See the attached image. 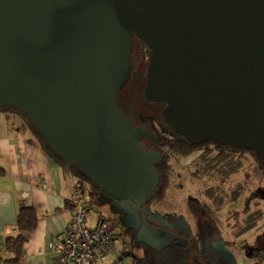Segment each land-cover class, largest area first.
<instances>
[{
    "label": "water",
    "instance_id": "95a60500",
    "mask_svg": "<svg viewBox=\"0 0 264 264\" xmlns=\"http://www.w3.org/2000/svg\"><path fill=\"white\" fill-rule=\"evenodd\" d=\"M134 37L151 52L144 95L176 132L264 161V0H0V107L107 195L144 205L161 154L117 102Z\"/></svg>",
    "mask_w": 264,
    "mask_h": 264
},
{
    "label": "trees",
    "instance_id": "16d2710c",
    "mask_svg": "<svg viewBox=\"0 0 264 264\" xmlns=\"http://www.w3.org/2000/svg\"><path fill=\"white\" fill-rule=\"evenodd\" d=\"M145 47V53L139 52V46ZM142 53V54H141ZM150 49L145 42L135 37L131 44V49L128 57L130 64V78L120 87L117 95V102L119 106L131 117L133 125L144 126L150 131L153 136L146 137L142 140L148 149H154L161 154V159L155 165L159 173V182L150 197L145 203L153 201L161 202L165 198L166 191L170 185V159L172 156L176 158H184L195 151H201L200 159L202 166L198 172H214V177L227 178L231 174L237 172L242 166V157L245 154L253 155L261 165L264 171V161L261 156L253 149L244 146H232L230 143H223L211 139L204 140H188L182 134L176 132L174 128L167 123L162 115L164 102L150 101L144 95V87L146 84V66L150 60ZM146 56L147 61L142 62L140 56ZM139 59V60H138ZM0 109H14L17 110L26 120L23 112L14 107H4ZM150 112V116L146 114ZM151 117V118H150ZM27 121V120H26ZM28 122V121H27ZM29 123V122H28ZM45 152L54 159L57 163L65 166L66 160L54 154L44 143L42 137L35 132ZM70 171L76 178V183H79L83 192L88 193L92 190L97 195L106 194L101 186L87 178L78 168L71 165ZM195 172V173H198ZM239 191L233 190L230 194L231 199H236ZM207 199L210 203L217 205L215 210H212L209 203L202 202L200 205L203 213L208 216L209 225L218 227V219L216 212L219 209L220 196H215L213 192L205 190ZM235 194V196H232ZM225 194H223L224 196ZM114 198V196H111ZM93 197H91L92 201ZM115 199V198H114ZM90 201V202H91ZM191 212L197 214L198 208L191 207L188 204ZM102 218V217H101ZM180 218V217H179ZM261 218V211L255 210L249 214L238 229L235 237H239L245 232L253 229L257 225V221ZM195 220L196 231L194 237L189 235L176 234V237L161 247H156L148 243L142 242V254L140 256H133L131 264H235L234 259L225 258L221 251L217 249L214 240L207 234L206 226L200 220L193 216ZM38 220V212L33 205L26 204L20 201L18 204L16 222L14 225V233L4 238L3 246L6 251L12 254L7 261L10 264H18L22 254V247L24 243L23 233L31 231L36 227ZM111 221V220H110ZM201 229H199V227ZM203 227H202V226ZM201 231H203L201 233ZM137 229L135 227H128L123 229L119 235H129L135 237ZM116 239V237H115ZM262 240V242H260ZM226 247L235 248L236 241H223ZM260 243V244H259ZM244 242L239 244V251L244 252L251 258L255 264H264V233L259 236L258 245L247 249ZM1 261V257H0Z\"/></svg>",
    "mask_w": 264,
    "mask_h": 264
},
{
    "label": "rangeland",
    "instance_id": "374dc122",
    "mask_svg": "<svg viewBox=\"0 0 264 264\" xmlns=\"http://www.w3.org/2000/svg\"><path fill=\"white\" fill-rule=\"evenodd\" d=\"M139 52L145 53V47L140 45ZM139 58L142 62L147 61L145 55ZM146 114L150 116V112ZM200 154L201 151H195L184 158L171 157L170 185L161 202L153 201L139 207L131 200L108 197L115 203V206L106 208L108 210L106 215L112 221L111 229L115 231L128 227L137 229L135 237L127 235L129 242L124 241L122 244L134 255L142 254V242L161 247L174 239L176 234L194 237L196 226L193 216L206 226L207 234L214 240L217 249L225 258L234 259L239 251L236 248H239L241 242L245 243L247 249L258 245V238L264 233V171L260 163L253 155L245 154L242 157L241 168L223 179L217 175L214 177L213 171L206 174L198 172L202 166ZM206 189L207 192H213L215 196L221 197L216 212L219 222L217 228L209 225L208 216L203 213L200 206L204 201L210 204L212 210L217 207L207 199ZM233 190L239 191L236 199L230 197ZM93 200H98V197H94ZM188 204L198 208L197 214L191 212ZM258 209L261 211V218L257 221L256 227L235 237L244 219ZM94 212L95 208L90 215ZM225 240H235V248L226 247L223 243Z\"/></svg>",
    "mask_w": 264,
    "mask_h": 264
},
{
    "label": "crops",
    "instance_id": "0c3cea01",
    "mask_svg": "<svg viewBox=\"0 0 264 264\" xmlns=\"http://www.w3.org/2000/svg\"><path fill=\"white\" fill-rule=\"evenodd\" d=\"M45 180L46 186L39 185ZM76 178L72 172L52 159L30 124L14 109H0V264H10L12 254L3 246L4 238L14 233L18 204L33 205L38 212L36 227L26 231L18 264H57L58 253L47 244L63 235L71 216ZM87 192L98 200L89 203L87 223L95 225L106 215L107 206H115L109 195ZM114 199V198H112ZM95 208L93 215L90 212ZM92 216V217H91ZM111 220V219H110ZM112 226V221H111ZM116 237L114 247L105 259L94 264H131L134 255L122 244L129 242L123 230L111 229ZM140 256V255H139ZM235 264H255L244 252L238 251Z\"/></svg>",
    "mask_w": 264,
    "mask_h": 264
},
{
    "label": "built area",
    "instance_id": "2783aa9c",
    "mask_svg": "<svg viewBox=\"0 0 264 264\" xmlns=\"http://www.w3.org/2000/svg\"><path fill=\"white\" fill-rule=\"evenodd\" d=\"M70 170V166L65 164ZM39 185L46 186L45 180ZM90 194L83 192L79 183H75V191L71 204V216L63 235L48 242V249L58 253L57 264H94L105 259L114 247L115 235L111 230L109 218L102 217L95 225L87 223Z\"/></svg>",
    "mask_w": 264,
    "mask_h": 264
},
{
    "label": "flooded vegetation",
    "instance_id": "af4514ba",
    "mask_svg": "<svg viewBox=\"0 0 264 264\" xmlns=\"http://www.w3.org/2000/svg\"><path fill=\"white\" fill-rule=\"evenodd\" d=\"M134 40H135V37L133 38L132 42H134Z\"/></svg>",
    "mask_w": 264,
    "mask_h": 264
}]
</instances>
